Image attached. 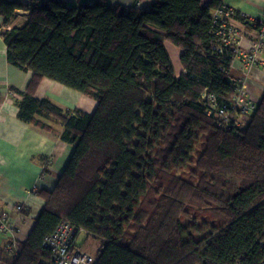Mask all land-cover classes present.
Listing matches in <instances>:
<instances>
[{
    "label": "trees",
    "instance_id": "trees-1",
    "mask_svg": "<svg viewBox=\"0 0 264 264\" xmlns=\"http://www.w3.org/2000/svg\"><path fill=\"white\" fill-rule=\"evenodd\" d=\"M221 3L0 0L7 59L33 73L11 89L18 116L74 148L55 187L36 189L45 205L16 255L4 235L0 264H53L43 241L62 221L99 243L95 264H264V94L251 115L231 113L232 129L202 98L231 110L238 93L236 45L218 34L227 20L213 23ZM17 10L30 15L11 26ZM167 41L182 50L180 76ZM45 78L97 108L39 99Z\"/></svg>",
    "mask_w": 264,
    "mask_h": 264
},
{
    "label": "crops",
    "instance_id": "crops-1",
    "mask_svg": "<svg viewBox=\"0 0 264 264\" xmlns=\"http://www.w3.org/2000/svg\"><path fill=\"white\" fill-rule=\"evenodd\" d=\"M29 2L30 0H22ZM71 6L95 0H64ZM124 7H148L156 0H106ZM207 5L209 0H202ZM231 9L241 13L246 22L233 19L239 27L241 49L248 51L256 38L255 21L264 16V0H221ZM29 11L17 10L11 26L21 25L28 19ZM3 19L0 17V24ZM167 49L181 56L182 50L166 42ZM174 66V65H173ZM180 76L184 69L180 62L174 67ZM231 74L245 80L248 95L259 103L264 94V65L246 68L242 58L232 62ZM33 76L7 59V46L0 35V209L8 212L16 229V240L25 241L34 227L35 219L42 211L45 201L34 189H53L58 176L69 161L73 146L64 142L58 134L48 135L31 124L22 121L16 104L17 94L12 88L24 91ZM39 99L48 98L63 109H80L88 113L97 108V101L56 81L45 78L37 92ZM61 131L60 126H55ZM22 206L20 211L17 210ZM4 235L0 233V243Z\"/></svg>",
    "mask_w": 264,
    "mask_h": 264
},
{
    "label": "built area",
    "instance_id": "built-area-1",
    "mask_svg": "<svg viewBox=\"0 0 264 264\" xmlns=\"http://www.w3.org/2000/svg\"><path fill=\"white\" fill-rule=\"evenodd\" d=\"M237 15V11L221 3L213 13V23L218 24L220 20H227V23L221 24L220 29H224V31H219L218 34L224 38L225 44L236 45L237 58H242L246 68L252 65H264V16L254 23V26L257 27V36L252 43L251 49L243 51L241 49L239 27L232 22ZM232 81L238 85V93L232 101L231 110L218 105L216 97L207 91L202 96L208 107L207 114L215 115L219 120V125L227 129L241 126V118H236L237 120L233 123L232 112L234 114L235 112L240 113L241 117H243L254 113L257 107V103L245 93V80L233 77ZM35 191L36 189H34ZM21 209L22 206L17 208L18 211ZM79 232L71 222L62 221L52 234L45 237L43 246L50 250L53 264H95L94 255L87 252L84 247L77 243ZM0 233L11 239L6 245V250L12 255H16L18 252L16 229L9 213L1 209ZM261 245L264 247V242Z\"/></svg>",
    "mask_w": 264,
    "mask_h": 264
},
{
    "label": "rangeland",
    "instance_id": "rangeland-1",
    "mask_svg": "<svg viewBox=\"0 0 264 264\" xmlns=\"http://www.w3.org/2000/svg\"><path fill=\"white\" fill-rule=\"evenodd\" d=\"M168 50V49H167ZM168 52H169V50H168ZM169 54H170V57H171V60H172V63H173V65H174V67H176V68H178L179 67V65H180V56L179 55H177V53H175V52H172L171 50H170V52H169ZM244 90H245V93H247L248 94V91H247V88H246V86H245V88H244ZM251 98V97H250ZM252 99V98H251ZM78 242L80 243V244H82L83 242H85L84 243V249L87 251V252H89V253H95L96 252V250L98 249V247H99V243L96 241V240H94L93 238H85V235H80V237L78 238Z\"/></svg>",
    "mask_w": 264,
    "mask_h": 264
}]
</instances>
